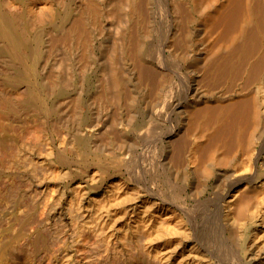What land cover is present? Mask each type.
<instances>
[{"label":"bare ground","instance_id":"bare-ground-1","mask_svg":"<svg viewBox=\"0 0 264 264\" xmlns=\"http://www.w3.org/2000/svg\"><path fill=\"white\" fill-rule=\"evenodd\" d=\"M263 164L264 0H0V264H228Z\"/></svg>","mask_w":264,"mask_h":264},{"label":"rangeland","instance_id":"rangeland-1","mask_svg":"<svg viewBox=\"0 0 264 264\" xmlns=\"http://www.w3.org/2000/svg\"><path fill=\"white\" fill-rule=\"evenodd\" d=\"M263 170H264V164H263ZM259 179H260L259 180V183H260L262 181V179H264V173L261 176H259ZM214 185H215V183L213 181L208 188V193H209V191L213 190ZM263 208H264V206H263ZM263 217H264V209H263ZM263 217L258 218L256 223L249 225L248 229H245L241 232L240 237L237 240V242L233 245V247H230V249H229L230 254L229 253L228 254L230 256H228V254L225 255V257H224L225 262L229 261L228 264H239L240 262H241V264H264V218ZM243 242H244V245H242ZM261 246H263V247H261ZM240 247H241V251H240ZM257 248L262 249V250H258ZM253 250H255V251H253ZM239 253L242 256L243 255H247V256L242 258L241 256H238ZM232 256L236 260H234V259L232 260ZM237 256H238V258H237ZM228 257H231L230 259L232 260V263H231V260L228 259ZM233 261L234 262L237 261V262L234 263Z\"/></svg>","mask_w":264,"mask_h":264}]
</instances>
